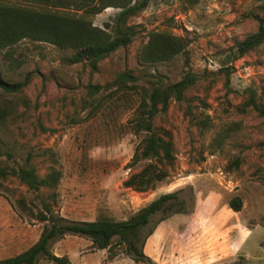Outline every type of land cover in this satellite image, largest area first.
<instances>
[{"label": "rangeland", "instance_id": "374dc122", "mask_svg": "<svg viewBox=\"0 0 264 264\" xmlns=\"http://www.w3.org/2000/svg\"><path fill=\"white\" fill-rule=\"evenodd\" d=\"M120 11L109 7L90 18L105 28ZM256 15L264 18V0H150L127 22L132 42L96 67L70 63L71 50L46 41L27 38L1 50L3 79L23 89L0 88V166L30 159L41 176L57 168L62 178L56 188L38 192L16 177L1 181L0 259L28 249L48 224L21 210L20 198L34 213L41 199L51 201L55 215L66 220H124L160 195L178 192L182 212L159 211L143 230L144 237L171 215L159 231L175 240L171 249L162 247L167 264H233L241 256L264 264V117L247 105L250 87L264 104V43L240 58L235 52L258 29ZM161 32L182 38L184 51L144 61L142 48ZM188 71L199 75L196 83L155 119L158 133L174 145V162L160 164L166 177L146 192L126 186L151 163L133 162L146 136L133 128L138 106L153 87ZM123 72L136 81L120 83ZM235 196L239 211L230 206ZM50 249L72 264H140L124 249L103 256L90 238L71 234L53 240ZM38 264L54 263L42 258Z\"/></svg>", "mask_w": 264, "mask_h": 264}, {"label": "trees", "instance_id": "16d2710c", "mask_svg": "<svg viewBox=\"0 0 264 264\" xmlns=\"http://www.w3.org/2000/svg\"><path fill=\"white\" fill-rule=\"evenodd\" d=\"M23 1L25 5L15 4L12 0H0V51L28 38L50 42L59 48L71 50L72 54L68 57L70 63L86 61L96 67L100 61L132 42L135 32L127 22L131 16L146 7L150 0ZM109 7H117L121 11L115 16L112 24L106 23L105 28L96 26L90 16L99 14ZM72 11L81 12V15ZM256 16L260 22L259 27L236 44L237 58L264 43V18ZM185 46L182 38L170 32L155 33L142 48L140 57L146 62L165 61L180 54ZM198 77L197 73L188 71L176 82L166 86H155L138 106L133 128L137 133L145 132L146 136L142 146L134 153L133 162L138 163L147 159L151 163L126 180L124 183L126 186L133 187L139 192H146L163 182L167 173L160 164L174 162V145L170 136L167 138L158 133L155 119L160 113L168 111L172 99L184 100L185 92L196 83ZM136 79L129 72H123L117 77L123 84ZM0 88L9 93L19 92L23 89V84L4 80L0 72ZM249 92L247 105L264 117V104L257 91L250 87ZM154 160L159 165L154 163ZM238 165L239 161L236 160L235 166ZM9 177L18 178L31 191L38 192L42 188H56L61 181L62 172L52 168L41 176L36 167L30 164V159H27L22 165L0 166V188L3 186L1 181ZM241 203V198L235 196L230 206L233 210L239 211ZM17 204L21 210L42 222L47 221L48 224L44 226L39 239L32 246L14 256L0 259V264H38L42 258L54 264H72L68 256L57 255L50 249L53 240L67 234L90 238L95 248L107 249L111 258L119 255V251L124 249L136 263L156 264L144 251L146 240L154 233L156 227L150 229L144 237L143 230L151 223L152 216L157 212H182L185 203L180 199L178 192L164 193L124 220L112 218L66 220L57 217L52 202L45 199H41L42 206L38 213L29 208L24 198L18 199ZM170 216H163L158 223ZM233 264L248 263L241 256Z\"/></svg>", "mask_w": 264, "mask_h": 264}, {"label": "crops", "instance_id": "0c3cea01", "mask_svg": "<svg viewBox=\"0 0 264 264\" xmlns=\"http://www.w3.org/2000/svg\"><path fill=\"white\" fill-rule=\"evenodd\" d=\"M164 221H167V218L163 221H161L155 228L154 233L148 238L145 247H144V251L146 254H148L154 261L156 264H167V262H165V258H164V251L162 250V247H165L167 249H169L168 247H170L173 244V241L175 242V240L171 237H165L163 235V233H159L160 229L163 227L162 223ZM183 226V227H182ZM180 228L184 229V225H182ZM182 234V231L180 232ZM171 244V245H170ZM170 245V246H169ZM171 249V247H170ZM103 252V256L106 255V251L107 249H102ZM217 256L218 253L213 254V256ZM174 257L175 258H179V255L174 253ZM220 258V256H219ZM175 260V259H173ZM177 263H180L179 261L175 260ZM143 264V263H140ZM202 264V263H199Z\"/></svg>", "mask_w": 264, "mask_h": 264}]
</instances>
